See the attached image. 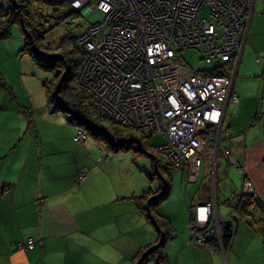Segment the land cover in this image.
<instances>
[{
    "label": "crops",
    "instance_id": "1",
    "mask_svg": "<svg viewBox=\"0 0 264 264\" xmlns=\"http://www.w3.org/2000/svg\"><path fill=\"white\" fill-rule=\"evenodd\" d=\"M258 3L260 12L253 13L251 6L232 76L231 91L237 100L226 103L221 129L228 132L222 135L227 146L223 147L241 162L254 195L264 203V103L257 108L259 70L251 59L253 52L258 65L255 56L264 53V13ZM21 96L18 99L15 90L9 93L0 88V264H133L136 252L157 237L133 203L138 193L124 178L113 182L110 160L102 161L112 154L104 147L98 145L96 151L102 155L94 160L84 157L81 143L73 140L72 123L59 119V127H54L51 111L43 104L36 110L29 103L35 117L17 101L27 92ZM206 141L194 179L182 182V199L188 212L213 197L217 215L229 216L231 208L222 199L238 188L240 176L227 167L220 153V162L218 153L207 154L205 165L201 154L209 146ZM80 171L81 179L76 176ZM181 209L179 203L175 219L163 213L172 230L163 244L169 264H264V223L236 216L229 244L221 252L213 241L207 246L186 242L189 215L183 217ZM27 238L33 240L31 248L16 246Z\"/></svg>",
    "mask_w": 264,
    "mask_h": 264
},
{
    "label": "built area",
    "instance_id": "2",
    "mask_svg": "<svg viewBox=\"0 0 264 264\" xmlns=\"http://www.w3.org/2000/svg\"><path fill=\"white\" fill-rule=\"evenodd\" d=\"M241 1L240 6V0H67L73 10L100 15L74 34L82 53L74 85L91 96L101 116L143 134L160 135L163 142L155 150L167 166L182 172L184 183L194 179L204 139L214 133L219 138L223 109L237 96L230 88L232 76L193 70L177 61L176 52L192 48L211 67L228 60L234 65L245 39L239 35L246 29L252 6ZM11 4L17 10L23 0ZM255 61L263 81L257 85L259 99L264 98V54L256 55ZM82 136L76 131L73 140ZM223 153L227 167L239 173L240 186L222 203L230 206L241 194L255 196L241 162L228 149ZM188 213L186 242L192 246L212 240L223 252L221 224L233 227L230 215H217L213 197ZM32 244L27 238L16 246Z\"/></svg>",
    "mask_w": 264,
    "mask_h": 264
},
{
    "label": "rangeland",
    "instance_id": "3",
    "mask_svg": "<svg viewBox=\"0 0 264 264\" xmlns=\"http://www.w3.org/2000/svg\"><path fill=\"white\" fill-rule=\"evenodd\" d=\"M248 1H250L251 5L253 3L252 5L253 13L256 12L258 9L260 10V4L258 3L259 2L258 0H245L243 4L246 5ZM241 3L242 1L240 0V6ZM8 4H9L8 0H0L1 9L4 10ZM246 9L247 7L245 8L244 12L248 13ZM26 10L29 12L30 15L29 26L31 28H35L36 31L38 32L42 31L40 42L45 47L44 49L49 53H57L63 50L67 52L68 56L71 57L72 56L74 57V55H72L69 52L70 49L72 48L71 37L74 36L76 30L77 29L82 30L88 23L95 22L100 18L99 12L94 11V12H86V13L79 12L77 15H74L67 19H63L61 21H55L54 19L49 17L50 10L46 6H42L38 9L35 7V5H33V3H31L26 6ZM259 10L258 12H260ZM1 17L3 20L4 16ZM231 26L233 28L229 27V29L234 30L235 27L233 25ZM0 30H4V36L0 38V67L3 71V75L1 76L4 77L3 80L5 81V84L9 86L10 91H12V93L13 90L16 91L18 99H22L21 94L23 95L27 92V96L23 100H17V101L19 103L23 102L25 105L24 109L33 113V115L37 117V113L35 111L40 109L42 107L41 106L42 104L43 107L46 108L45 109L46 111L49 110L46 105L45 96L47 95L48 90L50 88L52 89L55 87L60 76L59 73L60 71L61 72L63 71L61 67L58 66H54L53 68L44 70L40 66L32 63L29 60L27 55L22 50L23 34L19 28V25L15 17L5 16V21L0 25ZM246 30H247V26L246 29L242 31V34L239 35V39L242 40V36L246 34ZM246 46H248L247 42H246ZM243 56H244V52L242 54V58ZM176 59L177 61L187 65L189 68L193 70L209 69L211 67V64L205 63L202 59H199L198 52L192 48L180 50L176 54ZM251 59L252 62L255 64L254 66L256 67V70H257V66L259 70L260 67L259 63L257 65L253 61L254 60L253 52H251ZM223 63L221 62L215 63L213 64V67L216 70L219 69L223 70ZM236 63L234 65L233 64L230 65L231 69L225 74V76L228 77L229 75V78L230 76H233ZM5 78L12 83V86L6 83ZM255 80H257L258 87L263 84V81H260L259 76L256 77ZM70 84L74 85V79L72 82L70 81ZM262 89L264 92V87ZM1 90L7 92L4 88H1ZM261 99L262 96L261 98L257 99V104L261 105L263 103ZM29 103L33 104V106L36 107V110L32 109ZM93 103L94 101L91 100L92 106ZM46 115L49 116L48 113H46ZM50 115L52 116L51 125H54V127H59L57 126L59 119L65 122L66 119L68 118L67 117L68 113L60 110L51 111ZM56 118H57V122H56ZM66 126H70V125H66ZM72 127L74 128L75 131L79 130L82 133L84 132L83 133L84 137L82 136L77 139L78 142L81 143V149L84 157L88 158L92 156V159L94 160L95 157L102 155L101 154L102 152L100 153L96 151L98 145L104 147V149H106L108 152L112 154L110 158L102 159V161L110 160L108 167L113 177L114 180L113 182L115 184L119 183L118 182L119 179L124 178L127 181L128 185L130 186V189L134 190L135 193L139 194L141 193V191H147V194L153 197L156 196L157 193H159V191L162 189V180L160 179V176L165 178L168 184L167 194L163 199L159 200L156 204L152 206V208L150 209L151 214L161 216L165 219V217L163 216L164 215L163 213H165L167 215L166 217H174L175 219L176 214L178 213L177 211L179 210V203H180L182 205L181 210L184 212L183 217L185 216L187 218L188 216L187 208L182 199V192H184L185 188L183 187V183H182L183 181H181L179 170H176L174 168L168 169L164 167L163 163H160V165L157 168L158 172H153L154 170L152 169L150 158L144 153L134 151L133 147L136 146L135 143L123 142L118 146L113 144L110 145L109 141L112 143L121 142L120 137L111 139L109 141L104 139L95 140V138H92L86 134V131L83 129L81 125H79V127H76V125L72 124ZM218 132L220 136L218 138L219 140L215 138L216 133H214L213 137L210 138V141L209 140L206 141V144L208 143L209 146L206 147L205 153L201 154L202 159L204 158L205 165L207 163V161L205 160L206 155L208 154L210 156L211 152L214 155L215 153H218L217 154L218 162H220L221 159L220 154L223 155L226 163V157L225 154L223 153V149H225L227 146H226V140H224V137L222 136L225 135V132L224 130L221 129V123L219 124ZM215 139H217L218 144L217 142H215ZM160 140L161 139L157 136H150L149 138H147V140H145V143L142 142V149L144 150L145 153L150 154L152 156L156 155L158 158H160L154 148L155 145L160 143ZM213 158L212 160L214 161ZM160 160L162 162L161 158ZM99 164L102 165L103 163L101 162ZM79 174H82V177L84 175L82 171L77 172L76 174L77 178ZM235 177H236V172L234 171V178ZM191 183L192 182L188 183L187 186L190 185ZM238 183H239L238 185L239 187L240 186L239 180ZM159 188L161 189L159 190ZM186 232H188L187 229ZM196 245L207 246V243L199 241V243ZM144 264H151V261L149 260Z\"/></svg>",
    "mask_w": 264,
    "mask_h": 264
},
{
    "label": "trees",
    "instance_id": "4",
    "mask_svg": "<svg viewBox=\"0 0 264 264\" xmlns=\"http://www.w3.org/2000/svg\"><path fill=\"white\" fill-rule=\"evenodd\" d=\"M258 1L262 5L263 12L264 0ZM8 3L9 4L4 10L0 8V17L4 16V19L0 21V25L5 21V16L15 17L23 34L22 50L27 55L29 60L44 70L58 66L61 67L63 71H60V76L58 75L59 79L55 87L52 89L50 88L47 95L45 96L47 108L50 111L60 110L68 113V118L66 121L76 125V127L81 125L86 131V134L92 138H95V140L104 139L109 141L111 139L120 137L121 142L112 143L109 141L110 145L113 144L118 146L123 142L135 143L136 146L133 147L134 151L144 153L150 158L151 166L154 170L153 172H158L157 168L160 163H163L164 167L169 169L170 167L167 166L163 160L161 162L160 156V158H158L156 155L152 156L145 153L142 149V142L145 143V140H147V138L150 136L159 137L161 140L157 145H160L163 142V138L160 135L143 134L135 127L120 125L104 116H101L92 106L91 96L83 89L70 84V81H73V78L76 75L82 60V53L79 46L74 42V36L71 37L72 48L69 51L72 55H74V57L68 56L67 52L63 50L57 53L47 52L44 49L45 47L40 42L42 31L39 30L40 32H38L35 28H31L29 26L30 15L26 10V6L31 3H33V5H35V7L38 9L42 6H46L50 10L49 17L55 21L67 19L77 15L79 12L70 8L67 0H23V5L17 10H14L13 7H11V0H8ZM3 36L4 30H0V38ZM178 52L179 51H177L176 54ZM231 64V60H228L224 61L223 63V70H216L214 67L204 70H207V72H215L225 75L231 69ZM0 87L4 88L10 93V89L5 84L1 75ZM262 102L264 103V98H262ZM259 106L260 104H258L257 108H259ZM157 145H155L154 148ZM160 179L162 180V189L159 188V190H161L156 196L151 197L147 194V191H142L140 194L132 197L133 203L141 210L143 214H145L147 220L154 227L157 233V237L154 241L145 244L138 250V252H136L135 261L133 264H144L149 260L151 261V264H169L166 260L163 244L167 238L171 237L172 230L167 225L166 220L163 217L151 214L150 212L152 206L159 200L163 199L167 194V181L162 176H160ZM229 207L231 208L230 218L233 221V227L227 222L221 224L220 241L225 249L229 244L230 237L233 232L232 228H234L235 218L239 216L246 222H252L255 224L264 223V203L261 202L256 196L241 194L236 199L234 204L230 205ZM211 241L212 240H208L209 243ZM22 248L26 249L27 247L23 246Z\"/></svg>",
    "mask_w": 264,
    "mask_h": 264
},
{
    "label": "clouds",
    "instance_id": "5",
    "mask_svg": "<svg viewBox=\"0 0 264 264\" xmlns=\"http://www.w3.org/2000/svg\"><path fill=\"white\" fill-rule=\"evenodd\" d=\"M239 58V57H238Z\"/></svg>",
    "mask_w": 264,
    "mask_h": 264
}]
</instances>
